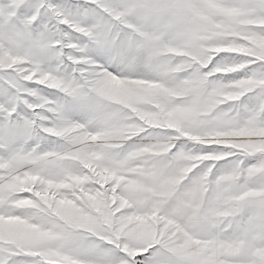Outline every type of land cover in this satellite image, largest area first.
<instances>
[{
	"label": "snow or ice",
	"instance_id": "1",
	"mask_svg": "<svg viewBox=\"0 0 264 264\" xmlns=\"http://www.w3.org/2000/svg\"><path fill=\"white\" fill-rule=\"evenodd\" d=\"M0 264H264V0H0Z\"/></svg>",
	"mask_w": 264,
	"mask_h": 264
}]
</instances>
